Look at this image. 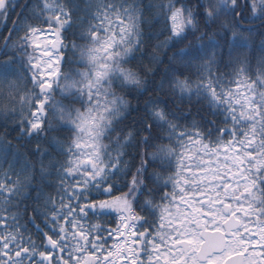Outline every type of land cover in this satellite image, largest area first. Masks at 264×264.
<instances>
[{"label": "snow or ice", "instance_id": "snow-or-ice-1", "mask_svg": "<svg viewBox=\"0 0 264 264\" xmlns=\"http://www.w3.org/2000/svg\"><path fill=\"white\" fill-rule=\"evenodd\" d=\"M0 25V264H264V0Z\"/></svg>", "mask_w": 264, "mask_h": 264}, {"label": "trees", "instance_id": "trees-1", "mask_svg": "<svg viewBox=\"0 0 264 264\" xmlns=\"http://www.w3.org/2000/svg\"><path fill=\"white\" fill-rule=\"evenodd\" d=\"M0 27H2V25H0ZM6 34V33H5ZM259 43V40H257V44ZM133 104H135V101H133ZM193 113H195V109H193ZM132 116H136V113H133ZM131 119L132 117L129 118L128 121H125L126 124H130L131 123Z\"/></svg>", "mask_w": 264, "mask_h": 264}]
</instances>
